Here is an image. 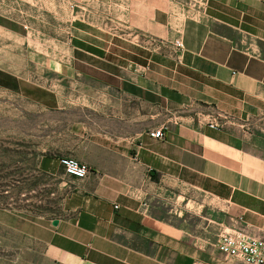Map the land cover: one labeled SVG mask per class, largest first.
<instances>
[{"label": "crops", "instance_id": "1", "mask_svg": "<svg viewBox=\"0 0 264 264\" xmlns=\"http://www.w3.org/2000/svg\"><path fill=\"white\" fill-rule=\"evenodd\" d=\"M73 1L86 56L0 64V86L40 114L37 168L66 189L60 212L0 207V228L54 264H244L216 241L232 227L264 239V0ZM177 188L216 207L212 224L161 212L153 200Z\"/></svg>", "mask_w": 264, "mask_h": 264}, {"label": "rangeland", "instance_id": "2", "mask_svg": "<svg viewBox=\"0 0 264 264\" xmlns=\"http://www.w3.org/2000/svg\"><path fill=\"white\" fill-rule=\"evenodd\" d=\"M73 2L0 0V64L8 63L5 56H19L12 63L23 70L29 56H86L76 47H88L78 42L88 39L89 30L74 29L75 22L82 21L74 17L78 7ZM92 15L84 13L83 18ZM99 15L104 20L105 15ZM36 116L40 114L28 99L0 86V207L53 215L60 212L66 189L58 177L37 168L40 143L33 133ZM175 193L173 200L160 198L163 202L153 200L154 204L165 214H178L184 223H210L203 218L206 213L208 218H215L216 207L205 203L209 202L205 197L183 188ZM0 264L54 263L39 244L0 228Z\"/></svg>", "mask_w": 264, "mask_h": 264}, {"label": "built area", "instance_id": "3", "mask_svg": "<svg viewBox=\"0 0 264 264\" xmlns=\"http://www.w3.org/2000/svg\"><path fill=\"white\" fill-rule=\"evenodd\" d=\"M176 49L181 50L183 43L174 40ZM208 125L213 128L221 126L217 115L210 117ZM153 137L163 136L162 130L157 129L151 132ZM59 163L65 174L78 179H85L89 172V166L71 156H61ZM117 207V206H116ZM217 248L226 256L235 257L244 264H264V239L247 233L242 229L228 228L221 229L216 241Z\"/></svg>", "mask_w": 264, "mask_h": 264}, {"label": "water", "instance_id": "4", "mask_svg": "<svg viewBox=\"0 0 264 264\" xmlns=\"http://www.w3.org/2000/svg\"><path fill=\"white\" fill-rule=\"evenodd\" d=\"M56 222H57V220L55 219V220H53V224H56Z\"/></svg>", "mask_w": 264, "mask_h": 264}, {"label": "trees", "instance_id": "5", "mask_svg": "<svg viewBox=\"0 0 264 264\" xmlns=\"http://www.w3.org/2000/svg\"><path fill=\"white\" fill-rule=\"evenodd\" d=\"M6 83H8V81H6Z\"/></svg>", "mask_w": 264, "mask_h": 264}]
</instances>
